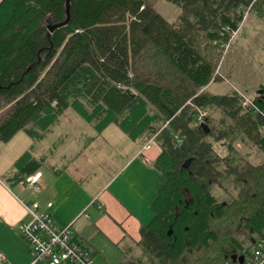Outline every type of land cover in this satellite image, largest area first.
<instances>
[{"label": "trees", "instance_id": "trees-1", "mask_svg": "<svg viewBox=\"0 0 264 264\" xmlns=\"http://www.w3.org/2000/svg\"><path fill=\"white\" fill-rule=\"evenodd\" d=\"M167 1L181 7L178 22L147 0H70L69 22L49 34L66 19L67 0H2L0 141L19 131L42 138L70 107L98 133L115 123L133 140L155 139L162 150L154 216L141 227L140 256L128 250L117 264H192L193 254L196 263L211 261L199 251L219 239L213 222L228 204L212 189L224 181L238 189L244 222L242 237L226 230L220 264H238L235 255L264 235V162L245 161L235 148L240 140L264 152V95L248 104L237 89L206 87L220 59L208 52L218 47L221 56L253 0ZM255 7L264 15V0L249 11ZM16 163L22 173L40 167L29 151Z\"/></svg>", "mask_w": 264, "mask_h": 264}, {"label": "crops", "instance_id": "crops-1", "mask_svg": "<svg viewBox=\"0 0 264 264\" xmlns=\"http://www.w3.org/2000/svg\"><path fill=\"white\" fill-rule=\"evenodd\" d=\"M89 125L90 131H81L86 135L83 141L58 132L59 140L38 141L15 157L10 167L0 163V252L4 256L0 264H48L33 262L29 244L19 233V223L30 219L21 199L39 201L60 226L73 223L80 241L92 252L93 264H117L124 252L140 249L141 227L154 216L151 204L161 183L154 162L162 149L155 139L133 140L126 133L127 140L118 142L120 133L109 130L111 124L100 133ZM51 131L55 133L54 125L41 139H47ZM3 143L0 141V151ZM27 151L40 160V167L22 173L16 162ZM109 155L110 161H117L113 168L102 165ZM81 156L85 157L83 163L78 162ZM93 164L97 166L91 167ZM36 171L43 173V188L32 192L23 182ZM18 173L26 178L17 181ZM48 202L52 207H46Z\"/></svg>", "mask_w": 264, "mask_h": 264}, {"label": "rangeland", "instance_id": "rangeland-1", "mask_svg": "<svg viewBox=\"0 0 264 264\" xmlns=\"http://www.w3.org/2000/svg\"><path fill=\"white\" fill-rule=\"evenodd\" d=\"M147 1L169 21H179L180 15L182 13V9L179 5L167 0ZM245 19L247 20L241 27L239 34L234 35L230 44L222 48L221 52L219 53L221 56L214 55L216 51L219 52L218 47H214L212 48L213 51L208 52L209 57H220L216 69L218 70L215 77L216 79L206 87V89L210 90V92L227 94L232 89H237L242 91L249 99L264 95V15H262L259 9L255 7L251 12H249V16H246ZM202 44L205 46L211 45L206 39L202 40ZM2 114L3 112L0 115ZM68 119L73 120V122H70ZM58 121L57 122L59 124L54 125L55 133L52 131V133H47L48 138L45 139L44 137L45 140L32 137L25 131H19L11 140H9L10 142L8 141L3 143L4 145L2 144V149L0 151L1 165H9L10 167L13 164L15 157H17L25 149L35 147V145L39 143L38 141H40L42 144L52 143L59 137L58 132H64V134L68 136L67 139H70V136L73 135L77 137L76 139L83 141L86 135L84 133L82 134L81 131H85L87 133V130L90 131L91 129L89 125L90 123L82 118L71 107L62 114ZM111 129H114L120 133L121 137H117L118 142H124L127 140L126 137H124L127 136L125 132L122 131L115 123L110 125L109 130ZM218 145L221 147V154L227 155L228 152L227 148L225 147L226 144L223 146V144L218 143ZM39 147L42 148V145L40 146L39 144ZM43 147L44 148L42 149L45 150V146ZM235 148L236 152H238V154H240L242 158L245 159V161H249L253 164L264 162V152L259 148V146L251 142L237 140ZM37 154H40V152ZM80 158L82 159H79L78 162L83 163L85 161H83L85 157L81 156ZM109 158L110 155L105 158L106 162H102V165H110L112 168L115 167L117 165V161H110ZM96 166V164L91 165V167ZM159 183L160 181H158V185ZM157 187L159 188V186ZM212 192L218 201L226 202L228 205L227 213L224 218L215 220V223L213 222L215 228L221 232L219 234V239L210 247H202L201 251H199V253L203 251V253L206 255V258L208 259L212 257L211 261L202 260L203 264H220L223 261L221 254L226 250L225 248L228 243L229 235H225L228 227H233V230L235 229L232 233L233 235L239 237H242L243 235V231L237 229H240L241 223L244 221L239 223L238 221L240 218L236 215L239 210H241V214H243V209H241L238 204H234V202L238 199V189L231 187L229 183L224 181L222 183L215 184L213 186ZM244 213L246 212L244 211ZM222 234L223 236H221ZM136 250H138V248H136ZM140 253L141 249L136 251L134 254L139 255ZM216 255L218 257L214 258ZM194 257H196L195 254L191 255L190 262L192 264H200L196 263L198 261H194L196 260Z\"/></svg>", "mask_w": 264, "mask_h": 264}, {"label": "built area", "instance_id": "built-area-1", "mask_svg": "<svg viewBox=\"0 0 264 264\" xmlns=\"http://www.w3.org/2000/svg\"><path fill=\"white\" fill-rule=\"evenodd\" d=\"M254 1L248 6L247 13ZM250 100L245 96L246 102ZM42 174V171H36L29 175L23 182L24 187L32 192L42 190ZM21 201L30 219L20 222L18 230L30 246L33 262L93 264L92 252L80 241L73 223L60 226L54 221L51 212L44 209L39 201L23 199ZM52 205V202H48L46 207L50 208ZM100 206H103V203H100ZM0 258H4L1 252ZM238 264H264V235L253 238L248 254L245 255L243 262Z\"/></svg>", "mask_w": 264, "mask_h": 264}, {"label": "water", "instance_id": "water-1", "mask_svg": "<svg viewBox=\"0 0 264 264\" xmlns=\"http://www.w3.org/2000/svg\"><path fill=\"white\" fill-rule=\"evenodd\" d=\"M66 7H67V17H66V19L63 20V21H61V22H57V23L51 24L49 26V31H48L49 34H51L52 31H54V29L59 28V27L65 25L67 22H69L70 15H71V12H70V0H67ZM202 126L205 128L206 132H208L210 130L209 127L205 123H203V122H202ZM171 231L172 230H170L169 233H171ZM243 259H244V256L243 255L239 256L240 262H242Z\"/></svg>", "mask_w": 264, "mask_h": 264}, {"label": "bare ground", "instance_id": "bare-ground-1", "mask_svg": "<svg viewBox=\"0 0 264 264\" xmlns=\"http://www.w3.org/2000/svg\"><path fill=\"white\" fill-rule=\"evenodd\" d=\"M249 12H250V11H249ZM248 14H249V13H247V12L245 13V17H244V19L246 18V16H248ZM236 33H237V31H236V32L233 34V36H234V35H236ZM239 92H240V93H241V95H242V96H244V98H245V95H244V93H243V92H241V91H239ZM246 103H248V104H249V103H250V101H248V102H246ZM200 118H201V117H200ZM203 123H205V122H203ZM205 124H206V123H205ZM206 125H207V124H206ZM207 126H208V125H207ZM101 203H102V202H101ZM48 210H49V209H48ZM90 251H91V250H90ZM243 256H244V255H243ZM92 257H93V255H92ZM244 257H245V256H244ZM234 260H235V261L239 260V256H238V255H235V257H234ZM243 260H244V259H243ZM239 262H240V260H239ZM242 262H243V261H242ZM242 262H240V263H242Z\"/></svg>", "mask_w": 264, "mask_h": 264}]
</instances>
